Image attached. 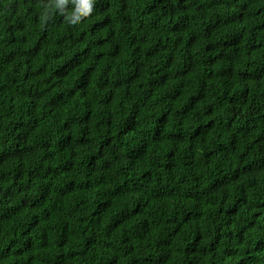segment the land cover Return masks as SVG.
<instances>
[{"label": "trees", "instance_id": "1", "mask_svg": "<svg viewBox=\"0 0 264 264\" xmlns=\"http://www.w3.org/2000/svg\"><path fill=\"white\" fill-rule=\"evenodd\" d=\"M0 0V264H264V0Z\"/></svg>", "mask_w": 264, "mask_h": 264}, {"label": "clouds", "instance_id": "2", "mask_svg": "<svg viewBox=\"0 0 264 264\" xmlns=\"http://www.w3.org/2000/svg\"><path fill=\"white\" fill-rule=\"evenodd\" d=\"M74 2H77V8L69 21L72 25L77 24L82 16H87L92 12L95 0H74ZM66 3L67 0H56V7L63 9L64 4Z\"/></svg>", "mask_w": 264, "mask_h": 264}]
</instances>
